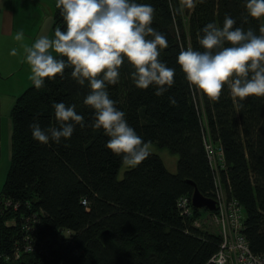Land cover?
Here are the masks:
<instances>
[{"label":"trees","instance_id":"16d2710c","mask_svg":"<svg viewBox=\"0 0 264 264\" xmlns=\"http://www.w3.org/2000/svg\"><path fill=\"white\" fill-rule=\"evenodd\" d=\"M142 2L153 5L152 26L167 37L168 47L159 58L176 69L174 85L162 96L152 86L139 89L130 77L134 69L125 62L119 82L108 90L139 135L178 156L177 173L151 153L119 179L120 157L105 147L103 131L90 126L94 110L83 103L87 84L79 85L70 67L63 78H45L39 89L33 83L11 110V163L0 192V248L9 252L23 237V221L35 220L44 251L17 264H209L221 237L194 224L213 211L192 206L188 217L178 206L182 197L192 199L195 188L215 198L207 137L223 148L225 168L219 169V178L228 197L244 209L243 233L250 249L264 254V98L249 97L241 107L225 86L219 98L210 99L189 86L177 63L181 48H200L197 36L208 22L222 25L230 14L236 26L258 32L260 21L244 20V0ZM53 17L54 31L57 25L63 29L57 7ZM59 101L75 104L85 126L77 125L60 144L33 140L29 124L57 125L53 104ZM7 200L14 205L11 212L3 208ZM13 218L15 225H7Z\"/></svg>","mask_w":264,"mask_h":264},{"label":"clouds","instance_id":"9594fccd","mask_svg":"<svg viewBox=\"0 0 264 264\" xmlns=\"http://www.w3.org/2000/svg\"><path fill=\"white\" fill-rule=\"evenodd\" d=\"M64 28L55 27L54 36H38L31 45H23L30 79L37 89L46 79L61 78L71 68V77L90 89L83 103L93 109L90 126L108 137L105 147L120 157L123 166L135 168L151 154L152 141L145 140L129 124L127 114L111 98L108 85L120 80L121 66L127 62L135 87L154 88L162 96L174 85L176 69L159 57L168 47L167 37L152 26L155 8L142 0H56ZM247 21H260L259 31L236 26L225 14L222 25L208 22L197 40L200 48H181L177 63L190 87L210 99L222 89L243 102L249 97L264 98V0H244ZM24 40V32L14 34ZM17 49H11L15 55ZM173 105L174 97H169ZM57 125L42 127L38 120L29 124L33 140L47 145L60 144L72 137L77 125L85 126L76 105L54 102Z\"/></svg>","mask_w":264,"mask_h":264},{"label":"crops","instance_id":"0c3cea01","mask_svg":"<svg viewBox=\"0 0 264 264\" xmlns=\"http://www.w3.org/2000/svg\"><path fill=\"white\" fill-rule=\"evenodd\" d=\"M49 5L56 9V0H0V192L11 163V110L17 98L33 84L23 45H31L40 35L54 36L50 30L41 32L45 25L43 13L44 19L51 15ZM20 30L24 40L16 41L14 34ZM14 47L15 55L11 54Z\"/></svg>","mask_w":264,"mask_h":264},{"label":"built area","instance_id":"2783aa9c","mask_svg":"<svg viewBox=\"0 0 264 264\" xmlns=\"http://www.w3.org/2000/svg\"><path fill=\"white\" fill-rule=\"evenodd\" d=\"M204 146L210 166L215 172L216 210L209 216L219 227L218 234L221 237L219 249L209 264H264V254H254L243 233L245 221L243 207L237 200L228 197L219 178V169L225 168L223 148L215 144L209 137L205 139ZM82 203L86 205V200H83ZM11 206H14L11 201H4L5 211L11 212ZM178 206L182 215L189 217L192 214V199L182 197ZM15 222L16 220L13 218L7 222V225H15ZM194 225L201 226L199 221H196ZM21 230L23 232L21 241L14 243L9 252L0 248V264H17L28 254L43 253L44 246L37 235L36 221H23Z\"/></svg>","mask_w":264,"mask_h":264},{"label":"rangeland","instance_id":"374dc122","mask_svg":"<svg viewBox=\"0 0 264 264\" xmlns=\"http://www.w3.org/2000/svg\"><path fill=\"white\" fill-rule=\"evenodd\" d=\"M52 2H55V0H52ZM53 4V3H52ZM55 4V3H54ZM49 8L51 10V15L49 18L44 19L45 17V12L43 13V20H45V25H43V28L41 30L42 33H47L49 30L54 33V12H55V7L54 5H49ZM151 153L158 155L166 169L172 173L176 174L177 173V163H178V156L174 155L169 152L167 149H161L155 144H152L151 147ZM127 169V167L123 166L119 172V179H122L124 176V171ZM199 223L201 224L200 227L202 229L213 232V233H218L219 232V227L216 225L214 221H212V218L206 213L203 215V218L199 220Z\"/></svg>","mask_w":264,"mask_h":264},{"label":"water","instance_id":"95a60500","mask_svg":"<svg viewBox=\"0 0 264 264\" xmlns=\"http://www.w3.org/2000/svg\"><path fill=\"white\" fill-rule=\"evenodd\" d=\"M192 205L198 209L207 208L210 211L216 210V201L214 199L204 197L197 188H195L192 195Z\"/></svg>","mask_w":264,"mask_h":264}]
</instances>
